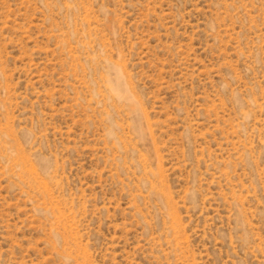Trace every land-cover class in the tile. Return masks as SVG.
<instances>
[{
	"label": "rangeland",
	"instance_id": "1",
	"mask_svg": "<svg viewBox=\"0 0 264 264\" xmlns=\"http://www.w3.org/2000/svg\"><path fill=\"white\" fill-rule=\"evenodd\" d=\"M0 264H264V0H0Z\"/></svg>",
	"mask_w": 264,
	"mask_h": 264
}]
</instances>
